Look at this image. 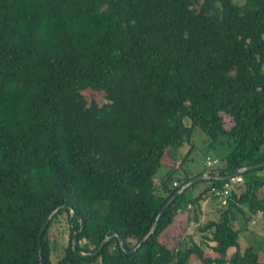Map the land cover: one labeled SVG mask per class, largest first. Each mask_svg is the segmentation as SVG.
Segmentation results:
<instances>
[{
  "label": "trees",
  "instance_id": "16d2710c",
  "mask_svg": "<svg viewBox=\"0 0 264 264\" xmlns=\"http://www.w3.org/2000/svg\"><path fill=\"white\" fill-rule=\"evenodd\" d=\"M262 162L264 0H0V264H54L62 213L56 264H260L232 214L264 215V167L241 172ZM236 174L244 190L201 221Z\"/></svg>",
  "mask_w": 264,
  "mask_h": 264
},
{
  "label": "rangeland",
  "instance_id": "374dc122",
  "mask_svg": "<svg viewBox=\"0 0 264 264\" xmlns=\"http://www.w3.org/2000/svg\"><path fill=\"white\" fill-rule=\"evenodd\" d=\"M242 2V0H237ZM227 149L224 150H219L218 152V156L219 158H222L226 153H227ZM207 158H211L212 161H217V159L212 158L211 156H207L204 160H203V164H202V170L205 169L206 167L210 168L207 165ZM167 160V158H166ZM166 169H161L159 174H163L165 172ZM262 172H259L258 174H261ZM158 174V175H159ZM264 174V172H263ZM207 175V174H205ZM208 176V175H207ZM250 177V175H249ZM210 186V183L208 182H203L200 185H198L195 189V194H197L200 191H203L204 189H206L207 187ZM245 188V182H243L240 186H237L235 191L239 194L241 193ZM208 196L213 197V199H211V201L209 202V207L210 208H205V212H203V214L201 215V221L206 222L208 219H218L221 211H224L227 209V203H226V198H228L229 196H227L226 198L223 199H219L218 197H216L213 194H209ZM208 207V206H207ZM208 209V210H207ZM244 209L247 210L250 213V209L249 207L247 208V206H244ZM208 212L209 215H208ZM207 213V214H206ZM256 217L252 216V220L249 222H245L244 219V215L242 213H240L239 211L236 210V208L234 209V212L232 214V224L236 229H241V233L245 234V232H247L248 230H250V232L252 233L251 235H253L252 239H248L244 236H240V246L242 249L246 248L248 245H250L249 243H253V247L255 248L256 251H258L259 254V262L260 264H264V215H258L256 214ZM181 223H183V216L179 217L177 219V222L174 226V229H176L178 227V225H180ZM183 227V225L181 226ZM187 233L188 235L192 236L193 240L200 246L202 247L205 251L214 254L213 253V246L215 245V242L210 241V237L212 236V231H207V232H201L199 230V223H195L192 222L191 225L187 228ZM50 232L54 235V237L57 239L59 246L57 248V250L53 253L52 255V260L54 262V264L57 263L58 259L63 255L64 251V247L68 245L69 242V230H68V223L66 220V215L64 213H62L61 215H59V217L54 221L53 225L51 226ZM208 238V239H206ZM189 242L190 240L187 238L186 239V244L184 245L185 247L189 246ZM235 253V248H230L226 254L227 260L229 261L231 259V257L233 256V254ZM188 264H202L201 261L195 257L194 255H192V259L191 262Z\"/></svg>",
  "mask_w": 264,
  "mask_h": 264
},
{
  "label": "water",
  "instance_id": "95a60500",
  "mask_svg": "<svg viewBox=\"0 0 264 264\" xmlns=\"http://www.w3.org/2000/svg\"><path fill=\"white\" fill-rule=\"evenodd\" d=\"M261 167H264V162H262V163H259V164H256V165H252V166H249V167H247V168H244V169H242L241 170V172H245V171H247V170H250V169H254V168H261ZM205 179H208V176L207 175H205V174H202V175H200V176H198V177H196V178H194V179H192V180H190L189 182H187L185 185H183L182 187H181V189L173 196V197H171L167 202H166V204L163 206V208L161 209V211H160V214L167 208V207H169L174 201H175V199L178 197V196H180L182 193H184V191L188 188V187H190V186H192L193 184H195V183H197V182H199V181H201V180H205ZM61 207H58L55 211H53L51 214H50V216L46 219V221H45V223H44V225H43V228H42V232H41V234L45 231V229H46V227H47V225L49 224V222H50V220L53 218V216L57 213V211L60 209ZM159 214V215H160ZM155 225L156 224H154V226L152 227V230L150 231V233L144 238V239H142V241L139 243V245L132 251V252H135L136 250H138V248H140L141 246H142V244L152 235V233H153V231H154V228H155ZM41 234H40V236H41ZM109 240V238H107V239H105L104 240V242L101 244V246H100V248L98 249V251H96V253L95 254H98L102 249H103V247H104V245L106 244V242ZM73 248L75 249L76 248V244H77V234H75L74 235V238H73ZM120 244H121V247L123 248V240L122 239H120ZM81 254H83V253H81Z\"/></svg>",
  "mask_w": 264,
  "mask_h": 264
},
{
  "label": "built area",
  "instance_id": "2783aa9c",
  "mask_svg": "<svg viewBox=\"0 0 264 264\" xmlns=\"http://www.w3.org/2000/svg\"><path fill=\"white\" fill-rule=\"evenodd\" d=\"M207 165L210 167L214 163L211 158H207ZM244 182V177L241 174H236L226 178L221 186H212L210 193L219 199L226 198L230 193ZM259 216L263 215L262 211L257 213ZM257 216V215H256ZM258 217V216H257ZM259 218V217H258Z\"/></svg>",
  "mask_w": 264,
  "mask_h": 264
},
{
  "label": "crops",
  "instance_id": "0c3cea01",
  "mask_svg": "<svg viewBox=\"0 0 264 264\" xmlns=\"http://www.w3.org/2000/svg\"><path fill=\"white\" fill-rule=\"evenodd\" d=\"M263 172L264 171H262V173L261 174H259V175H262V176H264V174H263ZM211 197L210 196H206L205 198H204V200H203V212H205V208H210L209 207V202L211 201ZM208 206V207H207ZM208 210V209H207ZM209 213L210 212H208V215H209ZM207 214V213H206ZM250 230H252V229H250ZM250 230H248L247 232H245V234H244V232H243V234H242V236H244V238L246 237L247 239H248V241H249V239H252L253 237V235H251L252 233L250 232ZM250 245H253V243H249Z\"/></svg>",
  "mask_w": 264,
  "mask_h": 264
}]
</instances>
